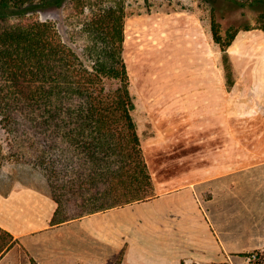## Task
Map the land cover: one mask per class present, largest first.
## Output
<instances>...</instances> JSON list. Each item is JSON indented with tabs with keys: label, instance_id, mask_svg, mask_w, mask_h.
<instances>
[{
	"label": "trees",
	"instance_id": "1",
	"mask_svg": "<svg viewBox=\"0 0 264 264\" xmlns=\"http://www.w3.org/2000/svg\"><path fill=\"white\" fill-rule=\"evenodd\" d=\"M126 1L69 0L80 7L72 23L81 55L54 22L24 11L17 17L0 13V123L45 177L57 203L53 223L156 194L132 115L123 57ZM227 1L264 7V0ZM33 2L0 0V5L22 8ZM251 29L264 32V10L253 22L225 26L211 7L212 38L222 52L228 90L234 85L228 48L239 31ZM107 80L116 84L108 86ZM256 251V264H264V251Z\"/></svg>",
	"mask_w": 264,
	"mask_h": 264
},
{
	"label": "rangeland",
	"instance_id": "2",
	"mask_svg": "<svg viewBox=\"0 0 264 264\" xmlns=\"http://www.w3.org/2000/svg\"><path fill=\"white\" fill-rule=\"evenodd\" d=\"M56 1L62 5L56 6ZM40 3L34 0L22 8L0 5V13L17 17L24 11L54 22L64 40L81 55L82 42L73 39L76 30L72 23L79 17L80 7L74 8L69 0H53L45 7ZM126 3L123 57L135 103L132 115L154 191L171 186L172 176L184 179L187 171L201 165L230 169L264 158L240 156L242 152L237 150L240 142L246 148L255 132L261 136L252 144L264 148V32L241 30L228 48L234 79L230 90L225 84L222 52L211 33L212 6L225 26L253 22L264 7L239 6L227 0ZM107 84L113 86L116 81L107 80ZM0 171L26 181L45 179L18 152L1 123ZM206 264L244 263L237 254Z\"/></svg>",
	"mask_w": 264,
	"mask_h": 264
},
{
	"label": "crops",
	"instance_id": "3",
	"mask_svg": "<svg viewBox=\"0 0 264 264\" xmlns=\"http://www.w3.org/2000/svg\"><path fill=\"white\" fill-rule=\"evenodd\" d=\"M252 135L238 155H264ZM221 168L201 165L150 198L57 223L45 179L0 171V264H206L262 249L264 158Z\"/></svg>",
	"mask_w": 264,
	"mask_h": 264
},
{
	"label": "built area",
	"instance_id": "4",
	"mask_svg": "<svg viewBox=\"0 0 264 264\" xmlns=\"http://www.w3.org/2000/svg\"><path fill=\"white\" fill-rule=\"evenodd\" d=\"M260 252V250H259ZM258 251L253 250L247 253L246 255H242V260L244 264H256V261L258 259Z\"/></svg>",
	"mask_w": 264,
	"mask_h": 264
}]
</instances>
